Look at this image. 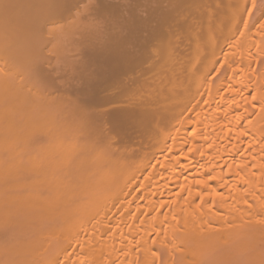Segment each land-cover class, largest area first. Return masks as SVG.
I'll return each mask as SVG.
<instances>
[{
	"label": "bare ground",
	"instance_id": "obj_1",
	"mask_svg": "<svg viewBox=\"0 0 264 264\" xmlns=\"http://www.w3.org/2000/svg\"><path fill=\"white\" fill-rule=\"evenodd\" d=\"M115 1L0 0V264H264V0Z\"/></svg>",
	"mask_w": 264,
	"mask_h": 264
},
{
	"label": "rangeland",
	"instance_id": "obj_2",
	"mask_svg": "<svg viewBox=\"0 0 264 264\" xmlns=\"http://www.w3.org/2000/svg\"><path fill=\"white\" fill-rule=\"evenodd\" d=\"M111 2H112V0H110ZM114 2H116L115 0H113ZM77 35H79V34H77ZM80 36V35H79ZM79 36H73V37H75V39L78 37V39H79V41H80V39H81V37H79ZM74 38H73V40H75ZM78 39L76 40V42H78ZM72 40V41H73ZM46 41V43H47V45H46V49L45 50H47V51H45V53H48L49 54V50H50V45H49V42H47V40H45ZM44 43V42H43ZM72 44L73 45H70V46H72V47H69V46H67L68 47V55H70V57H72V58H75V57H77V56H75V54H76V52H77V50H80L79 48L78 49H76V47H78L79 46V44H77V43H75V41H74V43L72 42ZM77 45V46H76ZM48 48H49V50H48ZM74 48L76 49L75 51H73L74 50ZM45 55H47V54H45ZM47 56H49V55H47ZM50 56H52V54H51V52H50ZM49 56V57H50ZM49 57L48 58H46L47 60H45V62L46 61H48L49 62ZM51 58V57H50ZM44 62V56H43V59H42V61L40 62V64H41V66H43L44 64H42ZM47 65V63L45 64V66ZM45 66H43V68L45 67ZM48 66V65H47ZM46 68V67H45Z\"/></svg>",
	"mask_w": 264,
	"mask_h": 264
}]
</instances>
